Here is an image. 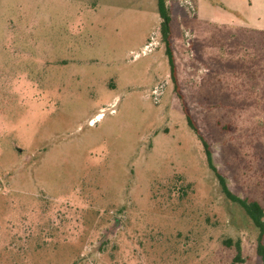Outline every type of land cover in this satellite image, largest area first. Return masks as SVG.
<instances>
[{"label":"rangeland","instance_id":"374dc122","mask_svg":"<svg viewBox=\"0 0 264 264\" xmlns=\"http://www.w3.org/2000/svg\"><path fill=\"white\" fill-rule=\"evenodd\" d=\"M175 1L172 76L156 0H0V264H262L184 107L264 209V0Z\"/></svg>","mask_w":264,"mask_h":264},{"label":"trees","instance_id":"16d2710c","mask_svg":"<svg viewBox=\"0 0 264 264\" xmlns=\"http://www.w3.org/2000/svg\"><path fill=\"white\" fill-rule=\"evenodd\" d=\"M157 12L160 19L159 33L161 35L162 42L165 45L166 55L168 57V62L170 64V73L173 76L174 65L172 61V53L170 50V41H169L170 33H171L170 32L171 15L169 8L166 4V0H157ZM178 97L182 99L180 95ZM184 111H185L186 123L188 127L195 133L198 141L200 142L205 155L207 165L209 169L212 171L215 178L217 179L225 197L231 202L238 204L244 210V212L246 213L248 218L252 221V223L260 230V236L258 239L256 250L258 256L262 261V264H264V244L262 243L264 236V209L260 206L258 202L239 198L230 192L224 177L218 172V170L212 163V157L208 143L205 141L203 136L200 134L199 130L194 125L185 107H184ZM227 244L230 245V242H227ZM235 249L237 254L234 257L233 262L238 263L240 262L239 254L241 251L239 242L235 243Z\"/></svg>","mask_w":264,"mask_h":264},{"label":"built area","instance_id":"2783aa9c","mask_svg":"<svg viewBox=\"0 0 264 264\" xmlns=\"http://www.w3.org/2000/svg\"><path fill=\"white\" fill-rule=\"evenodd\" d=\"M184 6H186L187 10L190 12L191 15H194V7L192 5L191 2L187 1V2H184ZM151 47H152V44L151 43H148L147 45L144 46L143 48V53L145 52H149L151 50ZM152 94L154 95V101L157 102L158 100V92H157V89H154L152 91Z\"/></svg>","mask_w":264,"mask_h":264},{"label":"crops","instance_id":"0c3cea01","mask_svg":"<svg viewBox=\"0 0 264 264\" xmlns=\"http://www.w3.org/2000/svg\"><path fill=\"white\" fill-rule=\"evenodd\" d=\"M169 1H171L172 3H171V6L172 5H174L175 3H177L175 0H168L167 1V6H168V8H169V11H170V15H171V23H172V19H173V17H172V13H171V10H170V4H169ZM187 1H189V2H191L192 3V5H193V7H194V16L196 15V8H195V5H194V1L195 0H187ZM156 9H157V0H156ZM159 17V16H158ZM159 23H160V19H159ZM171 32V31H170ZM170 40H171V33H170Z\"/></svg>","mask_w":264,"mask_h":264}]
</instances>
